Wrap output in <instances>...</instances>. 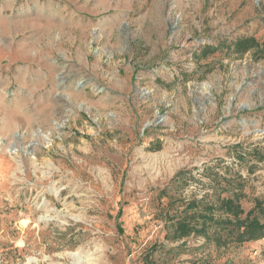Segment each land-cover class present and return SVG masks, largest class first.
Wrapping results in <instances>:
<instances>
[{
    "label": "rangeland",
    "instance_id": "obj_1",
    "mask_svg": "<svg viewBox=\"0 0 264 264\" xmlns=\"http://www.w3.org/2000/svg\"><path fill=\"white\" fill-rule=\"evenodd\" d=\"M240 38L264 45V0H0V264H264V238L166 224L214 175L264 198V56Z\"/></svg>",
    "mask_w": 264,
    "mask_h": 264
},
{
    "label": "trees",
    "instance_id": "obj_2",
    "mask_svg": "<svg viewBox=\"0 0 264 264\" xmlns=\"http://www.w3.org/2000/svg\"><path fill=\"white\" fill-rule=\"evenodd\" d=\"M232 48L239 57L252 53L255 60H260L264 56V45H260L254 38L237 39ZM252 153L257 161H264V154L257 148ZM183 174L184 172H179L172 181H176ZM213 179L214 192L205 194L200 199L182 201V210L174 216L166 217V224L170 223L172 227L171 240L199 237L206 243L213 244L217 250H227L263 239L264 198L253 199V208L246 212L241 205V200L246 197L242 193L243 178L236 176L224 180L214 175ZM222 182L226 183L225 186L221 185ZM218 189L221 193L228 192V197L222 198L220 192H217Z\"/></svg>",
    "mask_w": 264,
    "mask_h": 264
},
{
    "label": "water",
    "instance_id": "obj_3",
    "mask_svg": "<svg viewBox=\"0 0 264 264\" xmlns=\"http://www.w3.org/2000/svg\"><path fill=\"white\" fill-rule=\"evenodd\" d=\"M147 125H150V123H148ZM147 125H146V126H147Z\"/></svg>",
    "mask_w": 264,
    "mask_h": 264
}]
</instances>
